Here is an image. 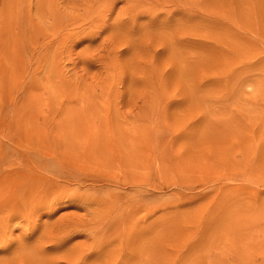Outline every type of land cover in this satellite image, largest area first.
<instances>
[{
  "label": "rangeland",
  "instance_id": "obj_1",
  "mask_svg": "<svg viewBox=\"0 0 264 264\" xmlns=\"http://www.w3.org/2000/svg\"><path fill=\"white\" fill-rule=\"evenodd\" d=\"M6 180L118 200L157 246L59 238L95 208L65 202L11 215L2 264H264V0H0V206Z\"/></svg>",
  "mask_w": 264,
  "mask_h": 264
},
{
  "label": "bare ground",
  "instance_id": "obj_2",
  "mask_svg": "<svg viewBox=\"0 0 264 264\" xmlns=\"http://www.w3.org/2000/svg\"><path fill=\"white\" fill-rule=\"evenodd\" d=\"M142 1L143 0H141V2ZM37 2H39L40 4L42 0H37ZM91 8L92 6H89L87 9L86 7H84V9L87 10L88 15L92 13V11H90ZM35 11H36L37 17L39 18L44 17L45 13L53 14L55 25L60 24V22H62L63 20L62 19L63 13L61 14L56 10H52L50 12H44L42 8L38 7L36 8ZM93 15L94 14H92L91 16ZM21 29L23 31L24 29L26 30V28L24 29L21 28ZM5 176H8V175H5ZM47 182L48 181H45V184L41 183L38 185L27 182L26 184L17 187V186H14L10 182V180L5 181L6 184L3 185L2 186L3 189H1L3 190L1 193V195L3 194L2 195L3 202H1L2 205L0 206V215H1L0 216V242L3 241V239L8 240L7 239L9 237L7 235L8 228L10 230L9 221H11L13 218L14 219H17L16 217H18V219L23 218V220L29 226V229H27L26 234L32 235L33 231L36 230V227H37L35 225V221H37L38 219L36 220V218L41 217L45 213L44 210L51 209L52 211L53 208H56L55 206L61 203L63 204L67 202V204L70 206L71 205L73 206L76 203L77 206L82 204L90 208L91 207H95V208L92 210L89 208L91 211L89 212V215L86 217V219L71 218L66 223H64L62 219L61 220L59 219V222L56 224L57 227L55 228L56 229L55 232L57 233V236H59V238L62 237V239L65 240L66 238L68 239L72 237L74 234H79V233L81 234V232L85 231L86 233L90 235L91 240H92L91 244L89 245L90 246L89 248L95 247L96 249L97 248L100 249L102 254L106 255L105 258L107 257L110 260V262H114L115 260H117V257L119 255H124L127 258L129 257L131 258L133 254L136 255L137 253L141 257L143 256L150 257V254L152 255L155 253L154 246H157V244L152 243V242H147L146 245L142 244L138 246L136 248L137 250L134 248V240H136L135 236L137 234V230L135 229H137L138 222L135 220L136 212L134 210H131L129 205L118 203V200H115V202H113L111 199L108 201H105V200L100 199L96 195H92L89 193H81L80 189H71V188H68L62 185H55L52 182H49V184H47ZM46 184L48 187L46 186ZM9 199H11L12 202ZM43 211L44 213L42 214ZM13 212L15 214H12ZM39 212L41 213L40 215H39ZM11 215L12 216L14 215L15 217L13 216L12 218ZM61 221L64 224H61ZM43 232L45 233L43 234L42 240H44L45 238L48 240L47 242L49 241L52 242L54 238L56 240V236L53 233L50 234L48 230H46V228L44 229ZM121 235L124 236V243L118 246L116 244L118 243V241L120 242L119 237H121ZM55 243L56 242H54V244ZM124 244L126 245H125L124 251H122L123 248L121 246ZM40 248L42 249V247ZM127 249L129 250L128 251L129 253L127 252ZM81 250L82 249H79V250L75 249L73 252L67 253V255H64L62 258L68 264H77L78 260L81 262ZM6 252H7V249L5 248L3 250V253H6ZM139 259H142V258H139Z\"/></svg>",
  "mask_w": 264,
  "mask_h": 264
}]
</instances>
